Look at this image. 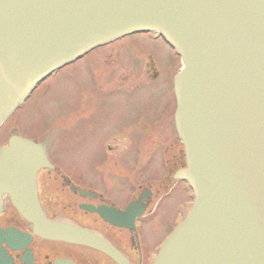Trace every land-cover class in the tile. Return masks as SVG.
I'll return each mask as SVG.
<instances>
[{"label": "water", "instance_id": "1", "mask_svg": "<svg viewBox=\"0 0 264 264\" xmlns=\"http://www.w3.org/2000/svg\"><path fill=\"white\" fill-rule=\"evenodd\" d=\"M151 32L182 60L175 125L186 167L175 178L194 196L154 264H264V0H0V126L57 70ZM51 168L42 145L11 137L0 212L8 197L36 236L118 260L95 234L47 218L37 176Z\"/></svg>", "mask_w": 264, "mask_h": 264}, {"label": "flooded vegetation", "instance_id": "2", "mask_svg": "<svg viewBox=\"0 0 264 264\" xmlns=\"http://www.w3.org/2000/svg\"><path fill=\"white\" fill-rule=\"evenodd\" d=\"M141 35L147 41L158 44V49L164 48L166 52L173 53L178 62L172 76L168 75V103L162 114L157 115L158 119L153 122V116L144 119L139 132L135 134L132 131L134 136L127 135L126 138L119 133L130 124L113 132L104 126L106 121L101 112L100 118L95 116L100 103L109 106L112 102L115 109L120 99L135 102V86L126 93L110 89L90 101L84 99L83 135L86 139L93 130L96 142L93 137L91 140L100 150L94 165L96 171H88L84 165H66L55 160L46 147L52 168L40 171L37 177L39 199L46 216L95 234L114 250L118 260L91 247L39 238L34 235L31 224L5 198L0 212V248L3 255L0 264H153L164 241L184 219L181 197L185 190L191 191L184 182L175 178L186 167V160L183 143L175 128L173 91V79L180 70L181 61L161 37L156 34ZM157 56H160L159 52ZM158 76V72H154L153 78ZM167 122H170L168 134L164 128ZM125 139L128 147L123 154H119L118 145ZM135 146L144 150V154L139 155ZM118 159L123 170L113 168ZM106 161L110 162L108 167L112 170H107ZM124 161H128V167ZM151 168L156 169L157 178L148 174ZM123 172L134 177L133 183L127 187L119 186L118 178ZM169 210L172 214L167 220L163 216ZM155 221L158 225L154 224Z\"/></svg>", "mask_w": 264, "mask_h": 264}, {"label": "rangeland", "instance_id": "3", "mask_svg": "<svg viewBox=\"0 0 264 264\" xmlns=\"http://www.w3.org/2000/svg\"><path fill=\"white\" fill-rule=\"evenodd\" d=\"M157 49L158 44L147 41L143 35L126 38L96 50L86 59L79 61L78 65L51 77L49 82L39 87L33 97L1 128L0 146L7 144L14 134H19L23 138L44 143L53 159L66 165L77 164L81 167L84 165L88 171L95 172L94 165L98 161L100 150L91 140L92 137L95 140L93 130H90V135L86 139L83 135V100L90 101L92 97H99L100 93L110 89H119L126 93L135 86L137 89L135 102L120 99L115 109L112 102L109 106L100 103L95 116L96 119L100 118L101 112L106 121L104 126L113 132L121 129V126L130 124L120 130L119 135L133 137L132 131L135 134L139 132L144 119L151 116L152 122L158 119L156 116L162 114L168 103L170 88L168 75L172 76L178 62L173 53L166 52L164 48ZM157 52L160 56H157ZM154 72L159 74L157 79L153 78ZM132 122L134 123L131 124ZM169 124L170 122H167L164 126L167 134L170 133ZM99 139L100 137L98 141ZM127 145L126 139L119 143V154H123ZM151 147L154 148L153 145ZM135 149H139V155L144 154L141 148L135 146ZM124 162L128 167V161ZM105 164L108 167L110 162L106 161ZM113 168L123 170L120 159ZM107 170L112 169L108 167ZM150 172L148 174L152 178L158 177L156 169L151 168ZM147 175L146 177H149ZM133 181L134 177L126 172L120 174L118 178L121 187H127ZM191 199L192 194L188 189L185 190L181 197L185 213ZM167 212L168 214L165 212L163 217L168 220L172 210ZM157 221L154 224L158 225Z\"/></svg>", "mask_w": 264, "mask_h": 264}, {"label": "bare ground", "instance_id": "4", "mask_svg": "<svg viewBox=\"0 0 264 264\" xmlns=\"http://www.w3.org/2000/svg\"><path fill=\"white\" fill-rule=\"evenodd\" d=\"M28 102V101H27Z\"/></svg>", "mask_w": 264, "mask_h": 264}]
</instances>
